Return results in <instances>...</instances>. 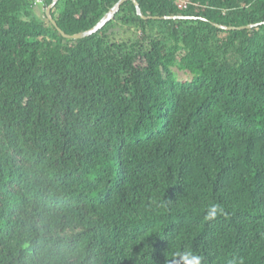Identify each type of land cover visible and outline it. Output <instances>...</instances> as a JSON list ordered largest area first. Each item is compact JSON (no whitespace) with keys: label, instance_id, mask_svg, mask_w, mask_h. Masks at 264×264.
Here are the masks:
<instances>
[{"label":"trees","instance_id":"16d2710c","mask_svg":"<svg viewBox=\"0 0 264 264\" xmlns=\"http://www.w3.org/2000/svg\"><path fill=\"white\" fill-rule=\"evenodd\" d=\"M36 1L0 0V264H264V0H126L81 39Z\"/></svg>","mask_w":264,"mask_h":264},{"label":"water","instance_id":"95a60500","mask_svg":"<svg viewBox=\"0 0 264 264\" xmlns=\"http://www.w3.org/2000/svg\"><path fill=\"white\" fill-rule=\"evenodd\" d=\"M58 0H53L52 3L45 9V15L48 18V20L56 27V29L60 32V34L64 37V38H68V39H81L87 36L92 35L93 33H95L96 31H98L99 29H101L109 20H111L114 16V14L119 10V7L122 5L123 2H125L126 0H119L115 6L107 13L104 15V17L102 19H100V21L98 23H96L91 29L87 30V31H83V32H79L73 35H68L66 33H64L61 29L58 28V26L56 25L54 19L51 16V9L52 7L56 4ZM134 3L135 9H136V13L138 15H140L143 19H152V18H158V17H152V16H143L139 7V3L136 0H131ZM164 18H170V17H164ZM176 18H181V17H176ZM259 24H250V25H246V26H240V27H228V26H223V25H219V24H214L215 27L219 28V29H223V30H242V29H249L252 27H255Z\"/></svg>","mask_w":264,"mask_h":264},{"label":"rangeland","instance_id":"374dc122","mask_svg":"<svg viewBox=\"0 0 264 264\" xmlns=\"http://www.w3.org/2000/svg\"><path fill=\"white\" fill-rule=\"evenodd\" d=\"M35 6V5H34ZM36 9L35 12L39 15L38 12H42L43 11V7L42 5H36ZM118 30H120V28H118ZM174 71L176 72L177 78L181 81L187 80L190 78V75L184 71H178L177 69H174Z\"/></svg>","mask_w":264,"mask_h":264},{"label":"clouds","instance_id":"9594fccd","mask_svg":"<svg viewBox=\"0 0 264 264\" xmlns=\"http://www.w3.org/2000/svg\"><path fill=\"white\" fill-rule=\"evenodd\" d=\"M190 258L194 261V264H201V258L200 257H191L189 254Z\"/></svg>","mask_w":264,"mask_h":264},{"label":"built area","instance_id":"2783aa9c","mask_svg":"<svg viewBox=\"0 0 264 264\" xmlns=\"http://www.w3.org/2000/svg\"><path fill=\"white\" fill-rule=\"evenodd\" d=\"M36 3L41 4V0H37ZM178 7H179V8H184V7H185V3H183V2H179V3H178Z\"/></svg>","mask_w":264,"mask_h":264}]
</instances>
